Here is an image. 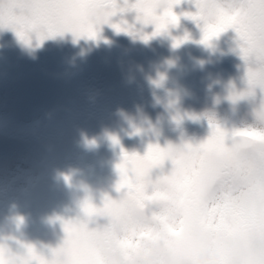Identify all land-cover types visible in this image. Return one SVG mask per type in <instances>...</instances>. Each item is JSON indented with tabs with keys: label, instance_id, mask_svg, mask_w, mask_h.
I'll use <instances>...</instances> for the list:
<instances>
[{
	"label": "rangeland",
	"instance_id": "374dc122",
	"mask_svg": "<svg viewBox=\"0 0 264 264\" xmlns=\"http://www.w3.org/2000/svg\"><path fill=\"white\" fill-rule=\"evenodd\" d=\"M173 11L178 23L147 39L142 34L152 33L153 25L135 20L132 10L110 17L113 22L123 17L132 30L101 23L95 38H74L65 31L38 44L30 33L25 43L12 29L0 28V211L44 229L59 228L46 243V254L64 235L58 217L82 216L80 202L86 195L99 206L104 193L121 194L114 187L121 147L142 154L150 142H198L208 135L209 115L226 129L251 123L259 89L254 97L228 99L230 88L239 92L246 87L234 30L229 27L205 45L198 23L180 15L195 11L193 0H179ZM185 33L188 38L180 43L190 47L200 69L155 106H130L147 85L165 86L170 64L164 45ZM104 52L137 57L144 69L106 63ZM219 57L225 65L208 69ZM93 117L99 121L91 130ZM170 168L165 159L152 175Z\"/></svg>",
	"mask_w": 264,
	"mask_h": 264
},
{
	"label": "snow or ice",
	"instance_id": "6c2138e0",
	"mask_svg": "<svg viewBox=\"0 0 264 264\" xmlns=\"http://www.w3.org/2000/svg\"><path fill=\"white\" fill-rule=\"evenodd\" d=\"M176 3L0 0V28L12 29L25 43L30 33L38 44L65 31L95 38L101 23L132 30L123 17L110 21L117 12L132 10L135 20L153 25L152 33L142 34L147 39L178 23ZM193 3L194 12L180 15L198 23L201 43L208 45L229 27L235 32L246 87L230 88L228 99L254 97L259 89L251 123L226 129L209 115L208 135L198 142H150L142 154L121 147L114 185L119 196L104 193L97 206L86 195L82 216L58 217L64 235L47 254L31 242L17 240L15 250L0 242V264H264V0ZM187 38V33L174 37L173 44ZM165 159L171 168L153 176Z\"/></svg>",
	"mask_w": 264,
	"mask_h": 264
},
{
	"label": "water",
	"instance_id": "95a60500",
	"mask_svg": "<svg viewBox=\"0 0 264 264\" xmlns=\"http://www.w3.org/2000/svg\"><path fill=\"white\" fill-rule=\"evenodd\" d=\"M166 52L168 60L172 66L171 76L168 79L165 89L161 90L156 87L148 86L144 89L142 95L135 102L136 105L151 106L156 104L162 97L164 92H167L186 76L194 73L197 67L192 63V56L189 48L181 44L167 43ZM107 62L118 64L125 67L141 68L137 59H116L107 54H104ZM224 62H216L214 68L221 67ZM60 232L59 229L41 230L34 226L31 222L21 220L11 213L0 212V242L7 244L15 250L17 248V240L33 243L36 248L43 249L45 243ZM16 239H12V238Z\"/></svg>",
	"mask_w": 264,
	"mask_h": 264
},
{
	"label": "bare ground",
	"instance_id": "6f19581e",
	"mask_svg": "<svg viewBox=\"0 0 264 264\" xmlns=\"http://www.w3.org/2000/svg\"><path fill=\"white\" fill-rule=\"evenodd\" d=\"M203 75H205V74H203ZM198 81H200V80H198ZM192 82H194V80H193ZM199 84H200V83H199Z\"/></svg>",
	"mask_w": 264,
	"mask_h": 264
}]
</instances>
